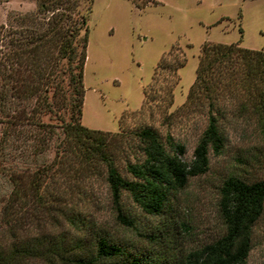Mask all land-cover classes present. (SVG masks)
<instances>
[{"label":"trees","instance_id":"1","mask_svg":"<svg viewBox=\"0 0 264 264\" xmlns=\"http://www.w3.org/2000/svg\"><path fill=\"white\" fill-rule=\"evenodd\" d=\"M86 1L81 9L78 0H37L36 14H41L40 18L24 13L16 16L17 27H0V121L13 127L12 132L7 126L2 130L0 148L3 151L13 133L16 139L31 142L36 156L50 147L53 127H58L62 138L55 149L60 163L57 169L65 175L69 169L76 177L98 176L101 166L115 218L133 226L123 194L148 214L173 210L176 193L189 178L208 169L209 152L222 151L225 134L221 125H256L257 134L264 138V50L243 47L239 42L204 41L194 80L174 111L168 110L172 104L171 79L185 58L171 50L161 57L149 88H144L142 106L135 113L151 115L153 107L148 99L158 94L164 100L162 120L171 121L177 112H203L205 126L187 158L184 143L169 130L162 135L152 123L140 124L128 133H110L81 123L87 16L92 0ZM44 115L55 121H44ZM26 125L41 128L42 135L31 130L23 134L21 128ZM128 134L134 139L131 144ZM119 151L125 157L129 152L132 159L126 157L119 166ZM50 170L49 165L37 167L24 186L28 193L21 194L18 187L10 198L24 201L29 195L33 205L59 204L68 181L65 178L64 187L58 186L62 181L57 183L52 176L59 171ZM46 175L52 181H47ZM12 204L10 201L6 207L12 208ZM218 211L222 233L179 258L176 264H245L253 227L264 211V178L249 180L229 173L218 188ZM65 217L75 224L76 215ZM77 241L71 243L62 235L12 241L6 248L0 246V264H25L33 257H42L48 264H165V260L148 253L128 250L107 233L93 234L89 247Z\"/></svg>","mask_w":264,"mask_h":264},{"label":"rangeland","instance_id":"2","mask_svg":"<svg viewBox=\"0 0 264 264\" xmlns=\"http://www.w3.org/2000/svg\"><path fill=\"white\" fill-rule=\"evenodd\" d=\"M138 2L92 0L87 16L89 32L80 120L89 128L110 133L119 130L128 133L140 124L152 123L162 135L169 130L175 139L181 140L185 156L189 158L205 126V115L201 111L177 112L171 121L162 120L163 91L148 99L153 107L151 115L148 112L136 114L143 103L144 88H149L154 69L164 53L171 50L172 54L183 56L184 64L176 69L171 79L172 104L168 110L174 111L185 100L194 80L200 45L204 41L239 42L243 47L264 50V0ZM86 5V0H78L79 8L84 9ZM36 8L37 0H0V27H17L16 16L24 13L40 18ZM42 118L53 121L47 115ZM5 126L9 132L13 131L12 125L0 121V138ZM221 127L225 134L222 151L209 152L208 169L189 178L187 185L176 193L173 210L162 215L148 214L123 194L122 200L130 210L133 226L115 218L101 166L98 176L76 177L71 176L69 169L65 172L67 175L57 169L60 163L55 149L62 138L58 127H53L50 147L36 156L29 146L31 142L25 138V141L16 139L10 133L3 151L0 148V246L6 248L12 241L33 236L62 235L71 243L78 240L82 246L89 247L93 234L100 232L121 242L128 250L148 253L165 260V264H176L179 258L222 233L218 188L229 173L236 172L249 180L264 178V138L257 134V126L227 124ZM21 129L23 134L30 130L37 136L43 133L41 128L32 125ZM127 139L130 144L134 142L129 134ZM126 157L132 159L129 152ZM126 157L124 152H118L119 166ZM60 160L63 162L65 157ZM43 165H49L50 172L59 171L52 176L56 182L62 181L58 186L64 187L68 181L65 184L68 190L63 192L59 204L33 205L27 198L29 195L24 201L11 199L12 190L18 187L21 194L28 193L24 186L33 171ZM45 179L51 180L47 175ZM69 185L72 186L69 188ZM10 201L12 208L6 207ZM63 212L76 215L75 224L70 223ZM25 264L48 263L42 257H33ZM245 264H264V211L253 227L252 247Z\"/></svg>","mask_w":264,"mask_h":264}]
</instances>
